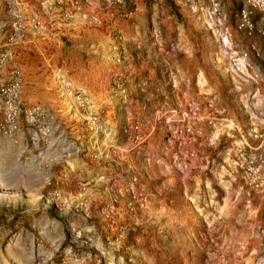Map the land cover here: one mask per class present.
Listing matches in <instances>:
<instances>
[{
  "label": "rangeland",
  "instance_id": "374dc122",
  "mask_svg": "<svg viewBox=\"0 0 264 264\" xmlns=\"http://www.w3.org/2000/svg\"><path fill=\"white\" fill-rule=\"evenodd\" d=\"M0 0V264H264V3Z\"/></svg>",
  "mask_w": 264,
  "mask_h": 264
},
{
  "label": "built area",
  "instance_id": "2783aa9c",
  "mask_svg": "<svg viewBox=\"0 0 264 264\" xmlns=\"http://www.w3.org/2000/svg\"><path fill=\"white\" fill-rule=\"evenodd\" d=\"M251 4H253V5H256V3H258V4H262V3H264V0H250L249 1Z\"/></svg>",
  "mask_w": 264,
  "mask_h": 264
}]
</instances>
